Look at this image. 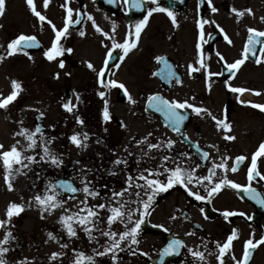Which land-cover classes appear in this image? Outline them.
Returning <instances> with one entry per match:
<instances>
[{
  "label": "flooded vegetation",
  "instance_id": "af4514ba",
  "mask_svg": "<svg viewBox=\"0 0 264 264\" xmlns=\"http://www.w3.org/2000/svg\"><path fill=\"white\" fill-rule=\"evenodd\" d=\"M249 2L250 0H212V5L218 9L216 13H212L208 7V0H159L162 7L174 12L178 27L172 24L166 13H153L141 32L137 47L120 60L119 57L123 55L120 49H114L111 58L107 57L112 42L107 40L102 32L96 31L92 22L87 20V15H91L96 24L109 33L112 21H115L117 28L114 38L117 42H123L129 28L143 19L147 14V8L154 7L150 0H145L144 9L128 11H125L122 0H114L111 4L108 0H69L70 7L80 10L82 19L79 24L70 26V34L59 43L64 48H72L73 51L64 52L62 56L49 61L44 52L51 46L55 34L47 19H50L57 28L63 26L66 11L61 5L65 0H50L47 8H44L43 0H34L37 10L47 18L44 22H40L31 12L26 0H5V11L0 15V46H5V49L0 53L5 52L8 42L17 35L21 33L35 35L39 42L38 46L5 58L10 59L13 56L19 58L21 74L15 77V80L21 84L23 91L19 95L23 97L18 103L23 104V100L36 99L49 108L52 106L56 108L71 101L72 104H80L83 110L93 112L94 117L90 118L89 126L96 134L99 146L96 154L88 158L92 163L93 172L87 168V176L101 192V195L96 197L97 203L105 202V197L111 196V190H120L129 172L136 175L138 168L158 165L161 154H168L179 163L181 153H189V157L184 158L183 166L190 167L199 163L201 167L197 169V175H206L207 168L211 167L212 162L220 163L224 156L229 157L226 162L231 166L236 156L244 155L247 159L239 164L238 170L236 172L229 170L226 173L229 179L244 185L248 183L247 170L251 164V157L264 142V111L253 106L257 103L264 104V59L257 64L256 58L249 56L243 65L234 70L236 74L232 76L216 52H220L229 63L241 58L248 36L249 20L253 18L245 13L238 20L231 9L234 7L244 11L250 8ZM255 9L252 7V12ZM73 17L75 18V12ZM261 17H264L263 11L260 15H254V22L250 27L264 30V20H261ZM200 19L214 20L224 32H220L216 24H206L205 39L208 43H202L201 49L198 50L196 45L199 40V29L196 21ZM81 30L84 31V36L79 35ZM208 32L212 33L211 38L207 36ZM225 34L231 39V44L224 40ZM259 47L260 45L257 48V55H260ZM201 53L206 68L189 75L188 65L199 67L196 62ZM156 56L165 57L171 70L176 74L175 77L171 79L164 77L162 74L164 63L156 61ZM106 59L107 64L104 63ZM60 60L64 61L63 68L59 67ZM89 62L97 71L104 68L105 80L115 79L124 83L136 103H131L124 90L117 87L108 89L106 96L101 98L98 92L105 89L98 82L97 71L87 67ZM29 65L31 69L25 75ZM46 70L50 71L49 76L41 79L42 75L38 72ZM209 72L219 75L209 76ZM57 73L59 78H56ZM177 80L181 83H177ZM225 81L246 91L234 93ZM35 93L38 95L36 98L33 95ZM153 94H159L166 99L181 101L188 99L190 103L207 108L217 118L224 119L229 124L230 131L225 133L223 128L218 129L216 121L207 114L197 115L191 109H186L181 111L187 119L180 132H175L163 113L155 114L149 106V110L146 111L147 98ZM105 99L108 100L111 117L108 121L103 119ZM161 114L164 118L159 116ZM67 123L71 128L74 120L67 119ZM122 123L125 127H121ZM46 130L49 129H44ZM149 132L153 133L149 138L152 142H156L157 139L163 141L171 139L175 144L170 149L164 147L159 151L152 150V159L144 157L137 164L141 148L131 142L132 137H144ZM225 135H232L235 139L229 141L224 138ZM70 136L68 133V139ZM196 143L200 145L202 151L209 152L208 160L201 159L195 147ZM211 145L216 147L213 148ZM126 146L130 149L131 156L125 151ZM117 157H124L128 163L116 166L117 175H110L109 170L113 169V161ZM74 164L79 166L86 162L77 164L74 161ZM257 167L264 173V155L257 157ZM217 171L218 174H222L221 170ZM61 175L75 186L81 187L72 170L68 174L62 171ZM252 187L264 194V180L259 177L252 181ZM196 190L205 194L201 185H196ZM201 209L204 211L201 212ZM224 211H231L234 215L225 218ZM103 215L105 218L107 214ZM157 225H163L169 231L166 232ZM113 227L123 230V225ZM233 229L237 230V236L224 256V264H235L233 255L237 259L243 258L245 242L248 239L255 242L264 236V207L250 199L242 190L230 186H224L208 202L197 201L184 187L176 185L156 196L150 214L142 224L137 237L139 243L130 245V250L124 248L119 252L116 264H192L193 258L186 248L181 249L179 254L162 259L159 252L175 237L185 241L189 247L199 246L201 241L205 240L209 249L215 253L214 242H225ZM15 237L17 239L11 241L10 251L6 254L9 264L25 257L29 263L43 262V259L28 256L33 254L30 252L32 246L22 239V235ZM97 261L102 264H113L110 255L98 257ZM208 264H218L215 255L208 256ZM247 264H264V243L250 249Z\"/></svg>",
  "mask_w": 264,
  "mask_h": 264
},
{
  "label": "snow or ice",
  "instance_id": "6c2138e0",
  "mask_svg": "<svg viewBox=\"0 0 264 264\" xmlns=\"http://www.w3.org/2000/svg\"><path fill=\"white\" fill-rule=\"evenodd\" d=\"M50 0H43L44 8H47ZM114 0H108V3H113ZM27 5L29 6L31 12L39 19L40 22H44L47 18L45 15H42L40 11L37 10V7L34 3V0H26ZM150 3L154 7L147 8V14L143 16V19L137 21L134 25L129 28V31L124 38L123 42H117L115 40L116 33V22L112 21L111 33L103 31L97 24L94 18L91 15H87V20L91 21L93 27L96 28L97 32H102L103 36L107 40H111V48L107 52V57L111 58L114 49L122 50L123 55L119 57L120 60H123L124 56L137 47V43L140 39L142 30L146 27L149 17L153 13L162 12L166 13L167 16L171 19V22L174 26L178 27V22L173 11L169 8L162 7L159 3V0H150ZM145 0H122V5L125 8V11L130 9L142 10L144 9ZM62 8L66 11V16L64 18L63 26L57 28V26L50 20L47 19L48 25L52 27L54 32V39L51 43V46L48 50L44 52V56L52 61L58 56H62L64 52L71 53L72 48H64L60 45L62 38H66L70 34V26L77 25L81 22L82 14L79 9H73L69 6V0H65V3L61 5ZM208 7L211 9L212 13L217 12V8L212 5V0H208ZM5 11V0H0V15H3ZM231 11L235 13L236 18L243 17L245 13L251 14L252 10L250 8L240 11L236 8H232ZM75 12V18L73 14ZM261 20H264V17H261ZM197 28L199 29V40L196 45L197 49L200 50L202 43H208V40L205 39V28L206 24H216L214 20L200 19L196 21ZM216 27L220 32H224V29L221 28L218 24ZM247 40L243 46L241 58L236 59L234 62H227L225 57L220 53L216 52L217 57L221 61H224L226 69L231 73L232 76H235V71L244 62L249 58V56L255 57V62L260 64L262 59H264V30H258L254 27H247ZM80 36H84L85 33L83 30L79 32ZM207 36L212 37V33L208 32ZM224 40L229 44L232 43L231 39L227 34L224 35ZM38 40L35 35L28 34H19L13 38L7 44L5 52L0 53V61H3L6 56H12L17 52H23L25 49L38 46ZM257 45L259 47L260 55H257ZM211 45H209L210 47ZM26 54V53H25ZM155 60L158 62L164 63V69L162 74L166 79H171L175 77V73L171 70V67L168 65L167 60L163 56H156ZM107 64V59L104 62ZM197 64L199 67H195L193 64L188 65L189 75L193 72H199L201 69L206 68V65L203 60V54L201 53L197 59ZM59 67H64V61H59ZM87 67L93 71H97L92 63H88ZM117 67H119L117 65ZM157 75V73H153ZM209 76L219 75V73H208ZM98 82L105 89V91H99L98 95L101 98L106 96V91L111 87H117L123 89L125 96L128 100L135 104L136 101L129 94L124 83L119 82L115 79L105 80V71L102 67L97 71ZM56 78H59V73L56 74ZM181 83L180 80L176 81ZM226 85L234 93H243L246 89L242 87H233L230 84ZM12 91L7 96L0 98V109H7L9 104L15 101L21 91H23L21 84L17 80L11 81ZM259 94V93H256ZM194 99V98H193ZM77 100H79V95L77 94ZM148 106L155 110L156 112H161L164 114L166 120L169 122L172 130L175 132H180L181 126L187 117L182 113L181 110L191 109L195 114L202 115L207 114L216 121L217 128H223L225 133L230 131V126L225 122L224 119H219L213 115L207 108L197 106L193 103H190L188 99L183 101L177 99H166L165 97L159 94L149 95ZM241 103H246L241 101ZM255 108L264 111V104H254ZM62 107L72 112L77 105L72 104L71 101H68L62 105ZM38 111V110H37ZM44 116L43 112H39L37 119H40ZM77 123L83 124V120L77 116ZM103 119L108 121L111 119L109 114L108 100H104L103 108ZM21 125L23 121L19 122ZM121 127H125L123 123ZM107 130V129H105ZM17 136H21L27 141L26 144H22L20 140H16L15 143L11 144L8 148H5L3 144H0V167L4 171V181L9 190L13 189V180L17 174H20L22 170L28 169L32 170V166L40 164L41 162L50 164L55 167H61L64 163L63 154L56 153L49 148V145L52 143V140L55 137H47L40 124H36L33 129H29L21 126L19 131L15 133ZM153 136L152 132L147 133L144 137H132V143L137 147L141 148V154L137 157V164L141 162L144 157L152 159V150L159 151L160 149L167 147L171 148L175 141L168 139L166 141L157 139L156 142H152L149 138ZM225 139L231 141L235 139L232 135H225ZM70 141L77 147H87V142L89 140V134L84 133H74L70 136ZM99 142V141H98ZM39 147L40 152H35V149ZM197 151L201 155V159L208 160L210 157L209 152L202 151L198 143L195 144ZM215 148L216 145H211ZM32 150V154L25 155V152ZM125 151L128 152V155L131 156L130 149L126 146ZM264 155V142L259 145L258 150L251 157V164L247 170V184H240L229 179L226 173L230 170L231 172H236L238 170L239 164L247 159L244 155H238L234 158V163L229 166L227 160L229 157L224 156L221 158L220 163L212 162L211 167L207 168L206 175H197V169L201 167L199 163H196L194 166L184 167V158L189 157V153H181V161L176 162L175 158L170 157L168 154H161L160 163L154 167L137 169V174L133 175L131 172L127 175L124 185L120 190H111V196L105 197V202L90 204L88 202V197L96 198L101 195L99 189H97L92 181L88 179L87 171L81 170V187L75 186L68 180H55L48 181L45 185L43 192H37L33 197L29 198L27 204L25 203H15L11 202L6 209V219H0V229H4V235L0 238V264H9V261L6 258V254L10 251L11 241L16 240L17 238L13 235L12 228V218L14 216H19L26 207H37L40 209L41 218H44V213L51 214L52 211L58 207H63L66 203V200L63 197L64 193L72 194L68 198L76 199L75 194L83 192L85 194V199L79 201L78 205L74 206L73 209L64 208L63 213L59 217V222L62 227L65 229L69 238L76 237L77 231L76 226H80L82 230L87 234L89 241H96L99 245V237L106 238L104 244L99 245L98 248H93V255H88L84 251L73 249V256L70 258L69 264H102L98 262L96 257H104L110 255L113 264H116L119 259L118 253L123 251L124 248H129L132 244H138L137 239L141 226L145 222L146 217L150 214V209L152 208L153 202L156 196L159 193L167 192L169 189L173 188L176 185L184 187L190 196H193L197 201H211V198L222 190L224 186H230L233 189L242 190L245 195L250 199L256 201L259 205L264 207V194H261L257 191L256 188L252 187V181L256 180L259 177L261 180H264V173H261L257 167V157ZM38 157V159H37ZM79 164V161H76ZM128 161L124 157H117L113 161V169L109 170L110 175H117L115 167L121 164L127 165ZM171 165V166H170ZM221 170L222 174H218L217 170ZM147 173V175H145ZM37 179L40 177V173H36ZM161 177H164L161 179ZM142 182V183H141ZM206 182V183H205ZM196 185H201L204 188V193L201 194L199 190H196ZM35 186V185H34ZM107 187V186H105ZM204 210L201 209V212ZM102 213H106V217L102 219ZM223 215L225 218L234 215L231 211H224ZM243 215V213H241ZM174 219V217H173ZM251 219V217H249ZM11 225V226H10ZM101 225H106L102 227ZM113 225H123V230L120 228H114ZM157 227L164 228V231H169L168 228L163 225H157ZM193 233H186V235H192ZM237 236V230L233 229L231 234L228 235L225 242L221 243L215 241L214 253L208 247V242L205 240L201 241V245L196 247H189L185 241L179 238H173L166 247H164L160 252L159 256L162 259L163 257L179 254L180 250L183 248L187 249L188 254L193 258L192 264H208V256L215 255V258L218 264H224V256L228 253L232 241ZM48 237L51 240H56L57 237L52 233H48ZM264 243V236L261 237L259 241H253V239H248L245 242L243 258L237 259L234 255L232 259L235 261V264H247V260L250 256V249L255 248L258 244ZM201 246L203 250H201ZM68 245L62 244L61 248H67ZM207 253V255H206ZM63 251L53 252L49 257L50 260H57L59 257L64 256ZM144 255H148L144 253ZM12 264H29V260L25 257L22 260H16Z\"/></svg>",
  "mask_w": 264,
  "mask_h": 264
},
{
  "label": "rangeland",
  "instance_id": "374dc122",
  "mask_svg": "<svg viewBox=\"0 0 264 264\" xmlns=\"http://www.w3.org/2000/svg\"><path fill=\"white\" fill-rule=\"evenodd\" d=\"M249 5L251 10L252 7L256 8L254 11L256 14L252 12L250 18L254 19V15H260L261 11L264 12V0H250ZM253 19L249 20V26L253 25ZM4 49L5 46H0V51ZM18 61V56L0 61V98L10 94L12 91L11 81L21 74ZM30 69V65L27 66L25 75H27ZM38 73L42 75L40 78L43 79L45 76H49L50 71H39ZM33 95L35 98L38 97L36 93ZM22 97L23 95H19L18 99L11 102L7 109H0V144H3L5 148L15 143L16 140H20L22 144H26L27 141L23 137L15 135V133L19 131L21 126L33 129L36 125V117L39 115V112H43L44 119L41 126L43 129H49L45 131L46 139L49 136L55 137L49 148L56 153H62L64 163L61 167H55L41 162L40 164L33 165L32 170H22L20 174L15 176L12 190L8 189L4 181L3 168L0 167V219H6V209L11 202L27 204L29 198L33 197L37 192H43L46 183L50 180L55 181L58 176H61L62 171L68 174L72 170L73 176L81 184V170H87L88 168L91 173L93 172L92 163L89 162L88 158L96 154L99 146L96 134L89 126L91 122L90 118L94 117L91 110H83L80 104L75 103L77 107L72 112H68L62 106L56 108L52 106L49 108L47 105L37 102L36 99L30 101L23 100L24 103L19 104ZM77 116L83 120V124L77 123ZM70 118L74 120V125L71 128H69L67 123V119ZM20 121H23L22 125L19 123ZM84 132L89 134L87 147H77L67 137L68 133L73 135L74 133ZM40 151L39 147L35 149V152ZM30 154H32V150L25 152V155ZM74 161H79L80 163L86 162V164L75 166ZM36 173H40L39 179H37ZM64 199L66 203L63 207H58L51 214L44 213V218H41L40 209L35 206L26 207L19 216L12 218V225H14L12 228L13 235H22V239L32 246L30 252H33V254H29L28 256L30 258L34 256L38 259H43L41 264H69L70 258L73 256V249L84 251L88 255H93V248L103 250L99 248V245L104 244L106 238L98 236L99 245L96 241L90 242L87 234L80 226H76V237H68L65 229L59 222V217L63 213L64 208L74 210V206L78 205L79 201L85 199V194L81 191L75 200H70L66 197ZM88 202L90 204L97 203L96 198L92 197H88ZM103 218L104 215L102 213ZM101 226L105 227L106 225ZM49 232H52L57 239H49ZM3 235L4 229L1 230L0 238ZM65 243L68 247L62 249L61 245ZM60 251H63L65 255L59 257L57 260L49 259L53 252Z\"/></svg>",
  "mask_w": 264,
  "mask_h": 264
},
{
  "label": "water",
  "instance_id": "95a60500",
  "mask_svg": "<svg viewBox=\"0 0 264 264\" xmlns=\"http://www.w3.org/2000/svg\"><path fill=\"white\" fill-rule=\"evenodd\" d=\"M262 39H263V38H262ZM258 46H259V45H257V48H258ZM257 50H258V49H257ZM154 111H155V110H154ZM155 112H156V111H155ZM39 122H40V119H37V123H38V124H39ZM59 180H64V179L61 178V179H59ZM63 195H64V196H67L68 193H64ZM76 195H77V193L75 194V196H76Z\"/></svg>",
  "mask_w": 264,
  "mask_h": 264
}]
</instances>
